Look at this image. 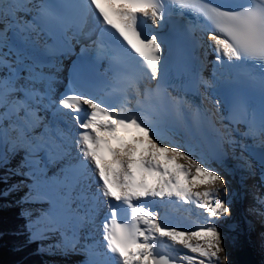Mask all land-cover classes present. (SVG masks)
<instances>
[{
	"label": "snow or ice",
	"instance_id": "1",
	"mask_svg": "<svg viewBox=\"0 0 264 264\" xmlns=\"http://www.w3.org/2000/svg\"><path fill=\"white\" fill-rule=\"evenodd\" d=\"M80 7L77 34H83L90 16L99 30L93 41L97 55L121 69L134 64L136 72L114 74L106 85V93L117 97L113 103L81 90L76 81L55 98L57 47L46 45L38 52L12 41L26 37V44L59 14L48 3L0 0V169L5 172L0 182L7 183L10 175L30 176L33 198L51 203L49 212L33 224L37 229L33 238L43 235L40 228L64 226L68 218L61 213L62 205H87L83 215L72 217L74 227H80L94 225L97 206L103 204L108 211L100 225L102 238L114 264H229L217 227L220 218L231 213L227 181L181 145L162 139V129L141 106L142 96L168 95L171 86L163 75L164 38L148 22L162 27L173 15H190L211 41L207 48L216 54L215 66L258 69L264 96V0H82ZM20 13L34 15L25 19ZM249 78L255 80L256 73ZM152 81L154 88L148 86ZM130 97L135 98V107L129 106ZM49 111L65 124L73 122L75 136L50 129L41 115ZM229 118L245 124V135L259 138L264 146V102L257 116L246 96L236 93ZM40 128L43 131L37 134ZM21 153L19 165L10 168L11 160ZM53 162L62 166L49 178L45 170ZM201 185H206L204 190H194ZM16 187L6 188L0 196ZM164 198L195 203L207 213L205 223L181 231L158 220L151 203ZM257 203L264 208V198H257ZM161 238L182 246L177 250L181 254H160ZM106 253H100L104 261L90 258L89 264H109Z\"/></svg>",
	"mask_w": 264,
	"mask_h": 264
},
{
	"label": "bare ground",
	"instance_id": "2",
	"mask_svg": "<svg viewBox=\"0 0 264 264\" xmlns=\"http://www.w3.org/2000/svg\"><path fill=\"white\" fill-rule=\"evenodd\" d=\"M66 14L70 15L71 11L66 10ZM149 23L151 24L150 21ZM95 26L93 19L89 16L80 40L85 41L89 36L93 38ZM0 27H2V25H0ZM9 36H12L11 32ZM24 40H27V38L17 37L14 38L12 42L17 47L23 46L25 48H32V41L28 40L25 44L23 43ZM210 44L211 41L208 37L203 40L202 47L200 48L201 59L203 60L202 66L197 60L194 62L195 81L199 91L198 99H196L198 105L194 107L190 102L185 100H183L182 103H176V101L179 100V96L177 92H175L172 94L171 98L173 105L171 115L165 117L168 122L155 121L162 129V139L170 143L181 145L184 149L193 153L194 158L204 160L206 166L217 170L227 181L228 195L226 199L229 202L233 219L229 221L226 220L225 225L218 228L224 237V245L231 256L232 264H237L234 257L235 249L249 242H252V244L254 242L256 245H260L264 242V229L259 230L261 231V235H258L255 233L254 229L253 231L242 230L237 223L239 222L237 211L239 210L240 194L243 195L247 191H255L257 192V194H254L256 198H264V174L260 171V165L251 158V152L256 147L264 148V146L261 145L259 138L253 139L245 135L244 126H233L229 121H225L226 115L224 111L216 106L212 96L209 94L207 87L210 80L204 75L202 67L204 70L207 68V60H209L211 56L216 58L215 52L212 51L211 48H207ZM178 45L183 46L184 41L179 39ZM4 51H7V49ZM55 63L59 71L55 73L56 83L54 85V96L58 99L60 95L66 91V69L64 64L60 62ZM202 81H206L207 83H202ZM141 106L148 112L150 104L142 97ZM46 115L51 118L54 117L52 111H49ZM161 116L163 115L161 114ZM202 126L205 131H202ZM65 129L66 132L70 131L73 137L75 136L76 128L73 122L68 121ZM204 133L211 136L216 149H218L220 153L217 159L223 164L214 163L210 159L212 157L208 151L209 145L203 139ZM22 155L21 153L20 157L17 155L15 159H12L9 167L13 169L16 168L19 165L18 161H21ZM72 155H76L75 144H73ZM106 158L111 159L110 155ZM61 166V163L56 162L48 164L45 170L47 177L52 178L59 173ZM41 167H43V164H41ZM0 170L4 172V169ZM23 171L27 172L28 169L24 168ZM9 179L14 182H12L13 185H17L16 189L13 191H21L26 188V192L25 190L23 191L25 194H21L25 197L24 212L28 217L32 218L33 224H37L43 219L45 214L49 212L52 207L51 203L48 199L33 198L35 197V192L32 191L33 179L30 176L10 175ZM205 187L206 185H201L199 189L204 190ZM50 191H54V189H50ZM92 192H96L95 183L92 184ZM220 198L223 199L225 197L221 195ZM254 201V199L250 198L253 208L256 205ZM105 206L106 205L98 204L96 210H100L99 216H102L105 211ZM166 206L174 208L175 211L179 213V216L185 220L181 224V228L185 229V231L194 230L199 224L201 226L205 223L207 214H205L204 211L201 212L200 208L198 209L193 202L184 203L175 198L171 200L164 198L163 200L157 199L151 203V208L156 213L161 207ZM86 207L87 205H80L79 202L72 203L68 207L62 205L60 209L61 213L68 218L64 226L51 230L39 229L43 232L41 238L48 248L47 250L44 248L43 254L45 257H49L51 264H89L90 258H95L100 261L105 260V256L100 255V253L103 252L101 251L102 244L100 241L99 219H95L94 225L80 227H74L73 225L72 217L75 215H83ZM261 209L264 211V208L261 207ZM197 210L201 215L204 214V217H196L197 220L195 221L192 217L193 215L196 216ZM26 214L25 216H27ZM160 217L161 216L157 217V219L159 220ZM254 219H256V217H254ZM170 223L171 225L166 224L170 227H174L173 222ZM177 229L181 230L179 228ZM157 244V251H167L172 256L181 254L177 250L182 246L172 245L171 241L167 238H161L157 241ZM70 245H75V249L73 250ZM89 249H91L92 253H94L93 249L97 250L96 253L98 257H91L86 252L87 250L89 251ZM47 251H49L48 254ZM255 251H257L256 248ZM258 258L260 263L264 264L263 249H260L258 252ZM109 264H114V260L109 259Z\"/></svg>",
	"mask_w": 264,
	"mask_h": 264
},
{
	"label": "trees",
	"instance_id": "3",
	"mask_svg": "<svg viewBox=\"0 0 264 264\" xmlns=\"http://www.w3.org/2000/svg\"><path fill=\"white\" fill-rule=\"evenodd\" d=\"M9 187L0 182V192ZM28 220L20 205L0 196V264H46L37 251L40 242L31 239Z\"/></svg>",
	"mask_w": 264,
	"mask_h": 264
},
{
	"label": "rangeland",
	"instance_id": "4",
	"mask_svg": "<svg viewBox=\"0 0 264 264\" xmlns=\"http://www.w3.org/2000/svg\"><path fill=\"white\" fill-rule=\"evenodd\" d=\"M200 55H201V52H200V54H199V57H200ZM208 63H209V61H208ZM18 157H20V155H18ZM15 159V158H14ZM18 163H20L19 161H18ZM5 173L3 172V171H1L0 170V176H3ZM13 181L11 180V179H9L8 178V180H7V183L9 184V187L10 186H12L13 185V183H12ZM24 188V187H23ZM25 190V192H26V188H24V189H22L21 191H12V192H10L7 196L11 199V200H14V201H16L19 205H20V207H21V211H22V213L25 211L24 209V205H25V201H24V199H25V197L23 196V195H21V194H25L23 191ZM198 190V189H197ZM200 190V189H199ZM23 192V193H22ZM14 195H17V196H14ZM27 196V195H26ZM245 207V206H244ZM199 209V208H198ZM200 211L201 212H203L204 210L203 209H200ZM96 212H97V210H96ZM25 213V212H24ZM23 213V214H24ZM26 214V213H25ZM24 214V215H25ZM179 214V213H178ZM192 214H195V213H193L192 212ZM205 214H207V213H205ZM27 215V214H26ZM204 216V214L203 215H201L198 211L196 212V217L197 218H200V217H203ZM26 218H27V220H28V223H29V229H30V231H31V233H30V237H31V239H34L33 238V232L34 231H36V229L35 228H33V220H32V218L31 217H28V215L26 216ZM197 218L195 219V221L197 220ZM231 219H233V217H232V213H230L228 216H226V217H222V218H220V220H219V222H218V226L217 227H219L220 228V226H224L225 225V222H226V220L227 221H229V220H231ZM200 226V224L197 226V227H195V229L194 230H196V228H198ZM264 226V225H263ZM174 227H176V228H179V229H181L182 231H185V229H182L181 227H180V225H174ZM191 231H193V230H191ZM42 236V235H41ZM41 236H38V237H36V239L37 240H39L40 241V249H39V254H41L42 256H44V248L47 250L48 248H47V246H46V243L42 240V238H41ZM264 237V236H263ZM195 242V241H194ZM260 247V246H259ZM49 253V251H47V254ZM226 253H227V255H228V259H229V264L231 263L232 264V260H231V256H230V254H229V252H227V250H226ZM51 254V253H50ZM44 259H45V262H46V264H51V262H50V259H49V257H45L44 256Z\"/></svg>",
	"mask_w": 264,
	"mask_h": 264
},
{
	"label": "water",
	"instance_id": "5",
	"mask_svg": "<svg viewBox=\"0 0 264 264\" xmlns=\"http://www.w3.org/2000/svg\"><path fill=\"white\" fill-rule=\"evenodd\" d=\"M251 157L254 161H256L260 167L261 172L264 174V148L256 147L252 153ZM24 215V214H23ZM24 217H26L24 215ZM245 223V221L243 220ZM245 231H249L248 224L245 225ZM250 236V235H249ZM257 251H255V248ZM260 251L259 245L252 244V242H249L248 244H245L234 251V257L237 264H261L258 258V252ZM162 255H169L165 251L159 252Z\"/></svg>",
	"mask_w": 264,
	"mask_h": 264
}]
</instances>
